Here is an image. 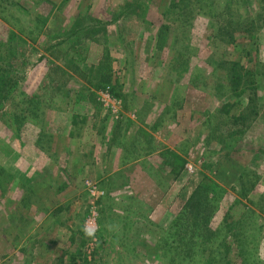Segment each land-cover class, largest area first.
<instances>
[{
    "label": "rangeland",
    "instance_id": "obj_1",
    "mask_svg": "<svg viewBox=\"0 0 264 264\" xmlns=\"http://www.w3.org/2000/svg\"><path fill=\"white\" fill-rule=\"evenodd\" d=\"M208 256L264 264V0H0V264Z\"/></svg>",
    "mask_w": 264,
    "mask_h": 264
},
{
    "label": "trees",
    "instance_id": "obj_2",
    "mask_svg": "<svg viewBox=\"0 0 264 264\" xmlns=\"http://www.w3.org/2000/svg\"><path fill=\"white\" fill-rule=\"evenodd\" d=\"M182 2L183 1H181V3ZM239 63H240L239 60H237V61H234L233 60V62H231V65L232 66L230 68V83H231V88L233 90H235L236 92L239 91L240 89L242 90V88H244L245 85H246V84H243L244 83L243 76H242L243 75L242 74L243 73V70H242V67H241V65ZM250 77L253 78V76H250ZM102 79H103V83H109L110 82V76L109 75L103 74V78ZM208 220H206V219H203L202 220V221H204V226L207 225ZM230 221H232V220L230 219L229 222ZM230 224H233V222L230 223ZM207 230L208 229H205V232ZM208 236L211 237L210 235H208ZM240 249H241L240 252H242V253L245 252V249L243 247L240 248ZM209 256L211 258H214L213 257V254H211V253H209ZM209 256H208V260H207L208 261V264H214V262L209 258Z\"/></svg>",
    "mask_w": 264,
    "mask_h": 264
},
{
    "label": "clouds",
    "instance_id": "obj_3",
    "mask_svg": "<svg viewBox=\"0 0 264 264\" xmlns=\"http://www.w3.org/2000/svg\"><path fill=\"white\" fill-rule=\"evenodd\" d=\"M83 231H84L85 237L95 238V232L97 231V229L94 226H89L88 224H86L85 227L83 228Z\"/></svg>",
    "mask_w": 264,
    "mask_h": 264
}]
</instances>
